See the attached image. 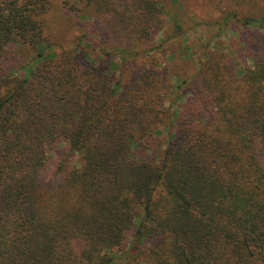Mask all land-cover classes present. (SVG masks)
<instances>
[{"label":"trees","instance_id":"obj_1","mask_svg":"<svg viewBox=\"0 0 264 264\" xmlns=\"http://www.w3.org/2000/svg\"><path fill=\"white\" fill-rule=\"evenodd\" d=\"M86 1L120 45L161 27L159 0ZM261 1L243 17L241 0L218 4L224 23L264 30ZM55 3L0 0V264H264V37L251 64L208 54L202 107L155 152L166 79L117 78L134 48L109 64L81 48L40 52L24 75L5 72L15 46L44 42Z\"/></svg>","mask_w":264,"mask_h":264},{"label":"rangeland","instance_id":"obj_2","mask_svg":"<svg viewBox=\"0 0 264 264\" xmlns=\"http://www.w3.org/2000/svg\"><path fill=\"white\" fill-rule=\"evenodd\" d=\"M55 2L46 18L44 42L37 48L15 46L2 61L5 72L24 75L22 66L33 62L40 52L47 57L81 48L95 61L109 64L111 60L123 59L122 48H134L138 51L136 56L114 66L117 78H122L126 84L145 72L159 70L166 79L165 105L169 115L159 126L162 134L155 136L152 142L155 152L161 145L165 148L168 138L176 132L174 125L181 115L192 114L202 107L200 68L208 61V54L221 57L229 66V63L235 67L251 64L250 56L260 49L264 37V30L245 26L235 19L224 23L228 7H224L225 3L219 6V0H180V6L174 5L172 0H159L163 8L161 27L152 39L120 45L86 0H68L67 4L64 0ZM241 2L236 11L242 17L255 15L263 7L261 0ZM64 147L57 145L48 152L50 170L64 156ZM73 159L79 165L78 155ZM117 264H127L125 256L118 258Z\"/></svg>","mask_w":264,"mask_h":264}]
</instances>
